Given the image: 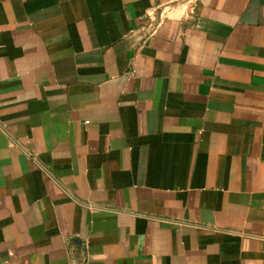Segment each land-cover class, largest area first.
Masks as SVG:
<instances>
[{
	"label": "crops",
	"instance_id": "0c3cea01",
	"mask_svg": "<svg viewBox=\"0 0 264 264\" xmlns=\"http://www.w3.org/2000/svg\"><path fill=\"white\" fill-rule=\"evenodd\" d=\"M0 264H264V0H0Z\"/></svg>",
	"mask_w": 264,
	"mask_h": 264
},
{
	"label": "water",
	"instance_id": "95a60500",
	"mask_svg": "<svg viewBox=\"0 0 264 264\" xmlns=\"http://www.w3.org/2000/svg\"><path fill=\"white\" fill-rule=\"evenodd\" d=\"M72 241L77 245V247H76L77 252L78 253L83 252V246H84V244H83L82 239L79 238V237H75V238L72 239Z\"/></svg>",
	"mask_w": 264,
	"mask_h": 264
}]
</instances>
